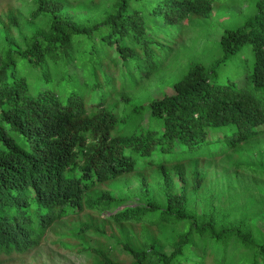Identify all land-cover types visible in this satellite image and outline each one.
Segmentation results:
<instances>
[{
	"label": "trees",
	"instance_id": "trees-1",
	"mask_svg": "<svg viewBox=\"0 0 264 264\" xmlns=\"http://www.w3.org/2000/svg\"><path fill=\"white\" fill-rule=\"evenodd\" d=\"M216 1L4 8L0 256L35 251L54 224L86 210L75 233L93 264H264V0L223 30L213 66L190 65L174 82L162 73L172 32L208 18ZM245 49L243 83L219 82V67ZM228 156L235 173L213 181L206 161ZM134 173L146 177L131 192L120 179Z\"/></svg>",
	"mask_w": 264,
	"mask_h": 264
},
{
	"label": "rangeland",
	"instance_id": "rangeland-1",
	"mask_svg": "<svg viewBox=\"0 0 264 264\" xmlns=\"http://www.w3.org/2000/svg\"><path fill=\"white\" fill-rule=\"evenodd\" d=\"M237 1H245L246 3L244 6L240 3L231 6V0L216 1L213 11L208 18L190 22L188 26L186 23L183 24L182 31L184 34L182 36L181 30H179V33H176V31L172 32L174 38L170 37L171 41H169V47L172 48L171 59L164 62V69H162V73H167V80H172L171 82L179 80L190 65L200 64L211 67L220 59L221 53L218 48V41L223 30H232L241 26L255 12V4L258 0ZM5 7H9L13 11L22 9L23 14L26 10L23 6V0H0V20L4 18L2 14ZM251 59V51L245 49L241 54L232 58V60H228L218 69V81L223 83L226 81L232 83L234 81L235 84L243 83L242 62H248ZM163 76L160 77L163 78ZM168 86H170V83L168 84L167 81L160 84L161 90L167 95H171L173 91L168 89ZM263 143L261 142L259 147H262ZM206 163L208 164L206 166L209 177L213 181L218 182L223 177L235 173L230 165L231 156L224 157L216 162L206 161ZM143 167L142 163H138L136 172L142 171ZM188 173V170H186L184 174L185 178L189 177ZM142 176L146 177L144 174L134 173L133 175L121 178L120 183L123 188L135 192ZM147 180L149 183L151 182L149 177ZM175 182L178 186H183L179 180H175ZM138 204L137 198L128 200L119 209L105 212L101 217L120 211L124 207H134ZM85 213L89 214L88 211L84 210V213L81 215H73L54 224L52 229L47 233L44 242L35 251L23 256H13V259L11 257L10 260L4 256H0V264H93L91 256L81 248L83 241L80 239V235L75 233L77 225L83 221L82 217L85 216ZM261 227L264 229L263 225ZM106 230L109 231V228H106ZM96 240L91 235L84 236V241H89V247L92 249L97 248ZM109 252L110 256L114 259L129 260L124 253H117L116 248L110 249Z\"/></svg>",
	"mask_w": 264,
	"mask_h": 264
}]
</instances>
